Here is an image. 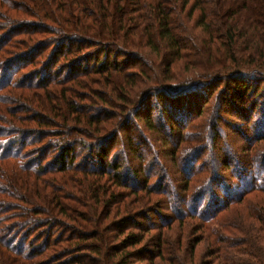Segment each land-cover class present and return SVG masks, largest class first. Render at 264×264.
<instances>
[{
    "label": "trees",
    "instance_id": "trees-1",
    "mask_svg": "<svg viewBox=\"0 0 264 264\" xmlns=\"http://www.w3.org/2000/svg\"><path fill=\"white\" fill-rule=\"evenodd\" d=\"M180 1L0 0V264H264V236L235 233L229 217L264 229V123L252 126L264 117V20L219 33L208 0H184L202 14V63L176 26ZM243 2L214 5L238 14ZM190 64L218 72L173 86ZM152 141L178 185L159 154L148 161ZM189 219L201 234L170 258Z\"/></svg>",
    "mask_w": 264,
    "mask_h": 264
},
{
    "label": "rangeland",
    "instance_id": "rangeland-1",
    "mask_svg": "<svg viewBox=\"0 0 264 264\" xmlns=\"http://www.w3.org/2000/svg\"><path fill=\"white\" fill-rule=\"evenodd\" d=\"M221 2L222 4L226 5L228 0H208V2L210 4H212L213 6V10L214 13H216V20L219 22L217 25H215L216 27V31H218L219 33L222 31L223 27H225L227 24H234L235 26H239L241 27V30L243 33L247 32L250 28H254V26L257 24L256 23V19L257 17H261L262 20H264V0H260V5H258V7H261V14L259 15L258 10H257V6H251V8L247 7V2L246 0H244L243 4H242V8L238 9L239 13L238 14H234V12H236L235 10L237 9H231L229 11H224L223 9H221L220 7L214 5L216 2ZM192 2H194V0H192ZM213 2V3H212ZM180 7L176 10V15H175V22H176V26L178 27V30L181 32L182 34V38L186 39L187 42H190L191 44V51L193 52V54L196 55V58H200L202 63H205V61H207V59L209 58V54L207 52V50L205 49L204 45L206 43V40H208V36L203 35L202 33V29L200 27H198V24L202 18V14L200 11H193V6H189L186 10L183 9V5H184V0H181L179 2ZM254 7V8H252ZM193 14V17L190 18L189 13ZM234 15V16H232ZM238 18V22H236V19ZM251 32V30H250ZM242 34V33H240ZM253 33H250V35ZM246 37H244L241 40H244ZM242 42V41H241ZM246 45V44H245ZM245 45L243 47H245ZM193 46V47H192ZM199 47V48H198ZM246 48V47H245ZM115 50H119L118 48L115 47ZM129 57L128 60H132V53L128 52ZM121 59L124 58V56L120 57ZM189 71L181 78L179 79V76H177L176 82L173 86H183V85H187L189 82L191 81H197L202 77H208V76H214L216 74V72H218V68H213L210 67V65L205 66V65H200L197 66L196 64H190L189 66ZM30 73L29 72H22L21 76H28ZM207 91V88H204L200 93L198 94H202L204 92ZM207 93V92H206ZM178 106L180 107L181 104L177 103ZM12 107H14L13 103L11 104ZM182 107V106H181ZM184 108V106H183ZM226 110V107L223 106V112ZM224 114V113H223ZM263 116L261 113H257L252 121V126H254L255 128L258 126V128H256V130H263L261 123H264V117H260ZM234 119H231L228 117V119L225 120V124H222L224 126V134L228 135V130H229V124L232 123ZM131 122L130 119H126L124 121V124ZM248 125V124H247ZM127 128V127H126ZM193 130H196L197 132H199L201 135L203 134V132L201 131V129L199 128H193ZM244 132H246L247 127L243 128ZM189 132H193L192 130ZM188 138H190V135L187 136ZM202 136H193V140L190 139V141H188V143L185 145V147L191 148L193 147L196 142H199V139ZM196 139V140H195ZM152 138H149V141H151ZM156 140V139H155ZM148 141V142H149ZM175 141H177V138H175ZM153 144L149 143V147H146L148 152H149V159L148 161H150L151 159H153V157L156 154H159L158 159L162 161V163H164V166L169 169L170 168L166 166V164L168 163V158L169 156L166 154L168 153L166 150L163 149V147H160L158 145V143H155V141ZM204 143V142H201ZM217 143H221V141H218ZM206 144V143H205ZM144 147V146H143ZM217 153L216 156H218L221 159L222 156V150H220L219 148L222 147L221 145H217ZM160 155V152H163ZM207 159V157H206ZM208 160V159H207ZM222 160V159H221ZM194 161V156H190V157H184L182 163L191 166L192 163ZM95 163V160L93 161ZM205 162H207L205 160ZM152 165H150V168L155 169L156 171H158L159 174H163L165 172V167L162 168L160 166L154 165L153 161L151 162ZM131 164H134L133 161H131ZM219 167H223V165L220 163ZM149 168L147 167V170ZM240 171L243 172V167L242 164H240ZM171 172V171H170ZM219 172H223V168H221L219 170ZM173 177L176 181V185H178V182L180 181L179 179H177V174L178 173H173ZM230 178L228 177V175H226L225 177H223V179L219 180L221 188L222 189H226L229 187H233L230 183ZM222 192L216 191L214 193H212V195L210 194V197H208L209 195L206 196L207 200L205 201L206 204H210V205H214V202H212V196L217 197V196H221ZM173 204H174V208L176 209H183V206H180V199L179 200H173ZM217 204H215L216 206ZM247 209V208H246ZM163 210L161 209V212ZM234 212L231 210L229 211V217L232 219V222L234 224H236L237 227V231L235 233H243V230H245V232L249 233L251 235L252 238H254L255 240L260 239L261 243L260 246L263 245V236H264V229L262 228V225L259 222L253 223V221H251L248 216L247 213H244L243 215H233ZM166 215H172V211H168L166 213ZM151 216H153L151 214ZM195 219H189L188 222H190V226H187V228H185L184 231H182V234H184L182 236V239L184 241V250L183 251H177L175 249V247H172L173 250H171V252H175V254H171L170 258H174V256L176 254H178L179 256H182V254L184 252H190L191 251V247L192 244L194 242V238H199L200 236V232L198 230L197 227V223L195 222ZM199 224V223H198ZM243 229V230H242ZM193 232H196V236L193 235ZM195 239V240H196ZM214 239V238H213ZM176 240V239H175ZM212 240V239H211ZM211 240L210 241H204L201 242L200 245H198V247L196 248V257L197 260H199L200 262L203 263V261L207 260V255L210 254L211 248H210V244H211Z\"/></svg>",
    "mask_w": 264,
    "mask_h": 264
}]
</instances>
